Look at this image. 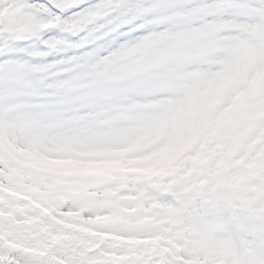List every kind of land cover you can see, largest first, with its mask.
<instances>
[{
    "label": "clouds",
    "instance_id": "9594fccd",
    "mask_svg": "<svg viewBox=\"0 0 264 264\" xmlns=\"http://www.w3.org/2000/svg\"><path fill=\"white\" fill-rule=\"evenodd\" d=\"M65 3L0 33V264H264V0Z\"/></svg>",
    "mask_w": 264,
    "mask_h": 264
},
{
    "label": "snow or ice",
    "instance_id": "6c2138e0",
    "mask_svg": "<svg viewBox=\"0 0 264 264\" xmlns=\"http://www.w3.org/2000/svg\"><path fill=\"white\" fill-rule=\"evenodd\" d=\"M117 6V10L128 7L127 0H66V3L60 5L63 9V14L68 16L69 14H83V13H95L96 10L111 9ZM115 15V13H113ZM14 61L9 59L0 63V74L5 77L10 75L15 69L13 67ZM8 83L0 82V90H7Z\"/></svg>",
    "mask_w": 264,
    "mask_h": 264
},
{
    "label": "rangeland",
    "instance_id": "374dc122",
    "mask_svg": "<svg viewBox=\"0 0 264 264\" xmlns=\"http://www.w3.org/2000/svg\"><path fill=\"white\" fill-rule=\"evenodd\" d=\"M7 2L8 7L0 6V33L20 32L34 25V18L26 9V4L30 3L37 8L40 0H7Z\"/></svg>",
    "mask_w": 264,
    "mask_h": 264
}]
</instances>
